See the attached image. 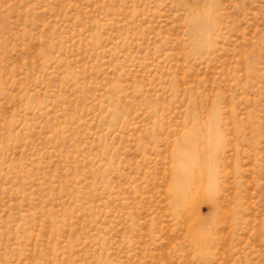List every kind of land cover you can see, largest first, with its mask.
<instances>
[{
    "label": "rangeland",
    "instance_id": "1",
    "mask_svg": "<svg viewBox=\"0 0 264 264\" xmlns=\"http://www.w3.org/2000/svg\"><path fill=\"white\" fill-rule=\"evenodd\" d=\"M0 264H264V0H0Z\"/></svg>",
    "mask_w": 264,
    "mask_h": 264
},
{
    "label": "bare ground",
    "instance_id": "2",
    "mask_svg": "<svg viewBox=\"0 0 264 264\" xmlns=\"http://www.w3.org/2000/svg\"><path fill=\"white\" fill-rule=\"evenodd\" d=\"M205 19H200L197 20L196 24H195V28L198 30H206V23H205ZM200 44L198 45V49H200ZM189 146V145H188ZM192 157H183L181 154H179L178 160H177V167H175L174 169V174L176 176L177 179V185L175 186V195H174V199L176 200V202L178 203V205L182 204V203H186L188 200V194H185L186 190H187V186L188 183L191 181L192 179V171L194 170V168L196 167L197 162L199 161H192ZM208 162H210V168H203L200 169L201 167H199V169L197 170V176L195 179L192 180H196V182H200L202 181L201 179L208 176V181L206 182V187H205V197L207 198V201L209 203H211L212 207L214 209L217 208V203H216V190L215 188H217L220 184V175H218V171H217V157L213 156V158H207L206 159ZM190 172V173H189ZM222 181V180H221ZM195 182V183H196ZM207 224V223H206ZM204 224L201 231L204 230V228H207V226H211L213 225V223H209V224ZM205 232V231H204ZM205 234V235H204ZM197 242L196 244L199 245L200 247V251H202V245L204 244V248H205V242L208 243V237L206 233L198 235L197 237ZM206 243V244H207ZM209 243H211V240L209 241ZM202 257L204 258L206 255L203 254V252L201 253Z\"/></svg>",
    "mask_w": 264,
    "mask_h": 264
}]
</instances>
